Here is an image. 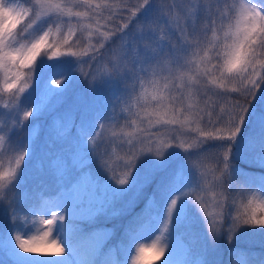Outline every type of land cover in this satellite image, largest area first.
Returning <instances> with one entry per match:
<instances>
[{
	"label": "snow or ice",
	"instance_id": "snow-or-ice-1",
	"mask_svg": "<svg viewBox=\"0 0 264 264\" xmlns=\"http://www.w3.org/2000/svg\"><path fill=\"white\" fill-rule=\"evenodd\" d=\"M81 8L84 11H74ZM113 8L119 9L122 23L112 18ZM167 9L163 12L153 0L130 6L124 0L119 4L109 0H24L23 4L0 0V68L22 69L35 60L55 27L63 40L48 43L44 55L66 57L67 67L58 73L63 79L51 81L61 87L45 84L46 95L63 97L68 85L82 78L94 100L54 117L48 142L37 157L40 171L55 180L53 220L60 222L63 232L66 215L70 220L95 215L107 201L132 192L126 206L129 211L145 200L148 203L126 232H135L137 226L158 227L157 239L165 243L156 251L158 255L168 253L161 264H177L172 259L177 245L174 232L190 226V206L211 217L206 230L209 242L223 235L231 243L247 229L264 234V3L200 0L185 8L172 0ZM22 17L27 27H20L38 33L35 37L18 29ZM113 24L115 30L109 28ZM84 32L95 33L96 42L85 44L83 52L73 51L83 43ZM117 40L122 41L119 54L101 64L105 61L102 49ZM61 44L65 52L60 51ZM73 64L88 67L74 70ZM21 76L16 71L12 81L4 83L6 90L15 86L10 113L13 128L27 126L28 118L41 111L36 103L21 113L19 94L29 87ZM186 98L195 103L186 104ZM121 115L123 124L119 123ZM112 124L121 129L118 147L123 155L117 166L109 162L108 147L100 149L101 144H111L104 132ZM125 127L132 131H123ZM4 131L0 129V147L5 143ZM9 147L15 152V166L0 171V188L9 185L12 195L5 206L15 222L24 210L19 191L24 174L21 166L33 152L30 145ZM174 160L178 163L172 167ZM205 162L212 163L211 169ZM100 189L104 201L97 196ZM209 193L219 209L215 215L207 211ZM44 223L51 226L53 221ZM69 231L67 248L75 255L73 240L81 237L74 226ZM98 237L92 235L93 252ZM0 243L15 264H94L63 256L35 260L25 254L41 250L31 247L29 239L19 233ZM57 250L65 251L63 247ZM133 251L142 249H133L130 241L122 260L114 264H129Z\"/></svg>",
	"mask_w": 264,
	"mask_h": 264
},
{
	"label": "rangeland",
	"instance_id": "rangeland-1",
	"mask_svg": "<svg viewBox=\"0 0 264 264\" xmlns=\"http://www.w3.org/2000/svg\"><path fill=\"white\" fill-rule=\"evenodd\" d=\"M102 0H93V3H100ZM110 3L119 4L121 0H109ZM125 3L135 4L142 2V0H124ZM177 3L182 4L185 8L195 5L200 0H176ZM204 3H211L214 0H203ZM155 6L160 7L163 12H167V5L172 3V0H153ZM80 11H84L83 8ZM105 15H109L105 13ZM112 18L117 23L120 21V12L118 8H113ZM126 15V14H125ZM144 17H141L142 21ZM82 23L87 24L89 21L83 20ZM101 24L105 21L101 20ZM163 23V21H161ZM109 28L115 30V24L109 25ZM45 30V28H44ZM108 31V29H102ZM28 32H32L31 29H27V32L23 31L24 35ZM38 33L32 32V37H35ZM165 35L166 33H161ZM211 36V33H209ZM31 38V37H30ZM83 45L79 44V49L74 50L77 52L85 51L84 45L87 43H95V33L89 36L87 32L83 34ZM21 43H27L22 40ZM122 41L117 40L115 43L107 44L102 52L105 56V61H101V64L105 63L107 58L110 56H116L120 52ZM73 50V49H72ZM61 52H65L66 49H60ZM259 51V49L257 50ZM66 57H53L41 56L37 57L34 62L26 64L22 69H18L12 66L9 69L0 68V129H4L5 141L6 136L13 129L12 117L10 113L13 111V97L15 94L14 90H9L10 93L5 94L2 92L4 83L7 80L11 82L16 71L21 70L25 72L22 81L27 83L29 87L25 89L24 93L19 94L21 100L20 104L21 113L27 108H35L36 103H40L41 111L34 112L32 116L28 118L26 122L27 126H19L21 132H24V142L17 144L30 145L33 155L25 157V162L21 166L24 169L22 180L26 179L28 182H35L39 184L43 189V194L48 196H54V202L56 197L55 180L51 175L42 173L39 169V161L37 157L45 149V145L48 142V130L53 125L54 117H57L66 110L70 109L74 105L83 103H92L94 100L93 94L89 90L86 83L82 78L74 79L67 87V91L63 97L55 98L46 95L45 84L51 85V81L55 79H63L60 73L67 67ZM75 59V58H71ZM264 59V57H262ZM31 65V66H30ZM29 66V68H27ZM73 69L83 67L87 70L88 65H72ZM167 73L165 68L164 73ZM53 87H61L51 85ZM149 92L152 91L149 87ZM105 97L109 93H104ZM185 103H195L194 100L185 99ZM203 106L202 104L200 105ZM119 123H124V116L121 115ZM123 131L130 132L132 129L125 127ZM121 129L118 124H112L107 127L104 132L105 139H111V144H101L100 149L108 147L111 157L109 162L113 166H117L118 158L123 155L122 150L118 147L120 144L119 133ZM113 133L116 137L113 138ZM99 139V138H98ZM5 145V143H4ZM15 152H7L5 146L0 147V171H6L10 167L15 166ZM178 163L177 160L173 161L172 167H175ZM206 166L211 169L213 166L211 162H205ZM96 165H93V169H96ZM102 171V169H101ZM256 174H259V170H254ZM209 178H211V172H209ZM43 181V183H41ZM9 191V185L5 183L3 188H0V200L5 197V194ZM235 194V193H234ZM246 195L250 196V193ZM97 196L101 201L105 199V193L102 189L97 192ZM134 193L129 192L122 195L119 198L107 201L100 211H97L95 215H85L83 217H77L87 220L93 224V229L88 233L87 236L73 242V250L75 255H71L70 250L67 248L68 237L65 232L68 228L69 217L65 216V227L64 231L60 230V222L53 220L51 212L57 211L56 208L52 207L51 204L45 205L41 209L42 225L39 228L27 231L21 234L25 239H29V245L41 251L35 253H26L35 260H59L63 257L69 260L76 261H93L94 264H114L122 260L127 248L128 243L132 242L133 249H142L141 252L136 253L133 251L132 256L129 257V264H161L168 253L165 251L164 255H158L156 249L162 246L165 241L163 238L157 239L160 236L158 227L149 226H137L135 232L127 233V227L133 223L135 216L147 206L148 201L145 200L139 203L136 208L127 209V204L132 200ZM207 199V211L212 215H215L219 211L215 207L214 202L211 200V194ZM239 200V196L237 195ZM3 201V200H2ZM159 207V205H157ZM1 207V203H0ZM163 209H161L162 211ZM197 210V209H196ZM243 211V209H240ZM235 213V209H233ZM120 215L118 220L116 216ZM191 207L189 208L188 215L191 219L189 227H178L174 232V236L177 241L175 254L172 259L177 264H264V234H261L258 230L247 229L241 231L235 236L231 243L227 240L226 236L219 237L215 242H209L207 238V226L208 219L211 217H205L204 213L200 212L199 209L195 217L190 216ZM45 220H52L51 226L44 223ZM114 222L113 225L108 224L107 221ZM47 234V235H46ZM93 234H99V244L95 252L92 251L91 245L95 242L92 239ZM5 238L1 236L0 226V241ZM110 241V242H109ZM63 247L64 253L61 254L57 249ZM139 259H135L136 256ZM0 264H15V259L9 256L4 250L2 243H0Z\"/></svg>",
	"mask_w": 264,
	"mask_h": 264
},
{
	"label": "trees",
	"instance_id": "trees-1",
	"mask_svg": "<svg viewBox=\"0 0 264 264\" xmlns=\"http://www.w3.org/2000/svg\"><path fill=\"white\" fill-rule=\"evenodd\" d=\"M19 2L23 4L24 0H19ZM258 2L264 3V0H258ZM24 7H28V5L24 4ZM75 10L80 11V9H74V11ZM25 21H26V17H22L20 21V25L17 26L18 29H20L22 32H23V28L27 27V25L25 24ZM5 23L8 24L9 22L5 21ZM73 24H75V22H73ZM21 25H23V28L20 27ZM45 30H47L46 26H45ZM15 31L16 29H14V32ZM62 31L64 33L67 32V28L63 27V25H62ZM73 39H75V37H73ZM62 40H63V36L59 32H57L55 27H53L51 35L45 38V43L44 45H42L40 49V54H38L37 57L47 56V55H44V50L47 48L48 43H56L57 41H62ZM79 47L80 46L78 47L74 46L73 51L79 49ZM60 49H63V50L65 49L62 46V44H61ZM34 61L35 60H33L32 62ZM32 62H31V65H32ZM27 68H29V66ZM25 75L26 74L23 70L21 78H24ZM1 90L5 94L10 93L9 90H6L5 88H2ZM12 90H14V88ZM20 129L21 128L19 126L14 127L13 130L7 134L5 145H4L5 150L7 152L12 151L11 148L9 147L10 144L16 146L17 144L24 142V132H21ZM19 191L23 193L22 207L24 210L18 213V217L15 220V222H13L9 218V209L5 206L7 204L8 198L11 197L12 193L8 191V193L5 194V197L2 198L3 203H1V207H0V226H1V236L5 239H14V236L16 233H19L21 235L24 232L39 228L42 225V215H41L42 207L45 205L54 203V196H48L46 194H43L42 187L35 182H28V180L23 179L21 182ZM197 211L198 209L196 210L195 208L191 207L190 216L195 217ZM120 215L121 214H118L115 220H118L120 218ZM68 222H69L68 228H67V231L65 232L68 238L71 235L69 230L73 226L79 230V235L81 238L87 236L88 233L91 231V229H93V224L91 222L81 219V218H75L71 220L69 219ZM107 222L108 224H111V225L114 224V222H111L110 220ZM75 241L77 240L74 239L73 242Z\"/></svg>",
	"mask_w": 264,
	"mask_h": 264
}]
</instances>
